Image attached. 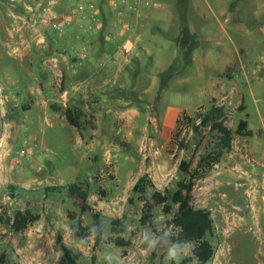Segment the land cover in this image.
Wrapping results in <instances>:
<instances>
[{"label": "rangeland", "instance_id": "374dc122", "mask_svg": "<svg viewBox=\"0 0 264 264\" xmlns=\"http://www.w3.org/2000/svg\"><path fill=\"white\" fill-rule=\"evenodd\" d=\"M15 1L3 0L0 3L1 24L6 27L7 21L10 22L11 30L8 31L20 42L12 44L7 36V28L0 29V86H5L8 77L20 78L28 70L55 73L57 80L53 77L49 86L56 91H47L45 95L59 101L53 102L47 111L61 118L66 107L61 105L59 95L66 87L65 74L71 68L70 65L75 63L70 57V50L79 46L75 43L79 35L78 28L74 26V17L76 6L82 0H42V4L31 6L33 12L28 9L27 12H21L20 4L17 3L19 0ZM98 2L100 7H107L104 0ZM105 18L101 20L103 32L107 31L108 20ZM53 21L65 23L62 35L50 28ZM23 23L29 24L30 28L21 27ZM101 27L96 30L97 39L101 38ZM21 34L24 38L32 36L34 39L28 45L22 44L19 41ZM169 35L160 33L155 36L158 43L153 46L150 59L142 57L134 60L129 49L123 45L115 47L112 58L118 57V63L127 68L120 81L124 83V88L118 89V92L112 91L110 94L117 96L99 108L95 97H91L87 108L82 111L73 107L82 114L78 131L85 137L83 150L74 151L70 148L71 142L66 137L70 136L71 125L65 120H55L53 126H58L57 131L50 128L52 124L46 121L40 125L37 115L25 116L24 111L31 106L20 108V105L18 108L9 102L8 107L1 108L0 103V264H66L59 242L66 244L73 254L80 255L79 264H178L182 256H188L189 246L172 250L166 243L165 238L171 229L166 230L160 238L148 226H140L142 205L139 195L132 194V186L144 174L153 184L165 187L171 194L177 182L185 178L178 171L180 161H191V168H194L200 156L214 149V133L205 131L200 136L192 130L193 123L198 122L196 116L210 105L188 113L181 112L183 108L191 109L192 86L196 82L195 78L189 76L190 81L184 83L186 77L181 75L183 70H176L177 66L183 65V61L179 59L175 62L176 71L172 70L173 74L165 75L157 71L159 60L165 58L173 47L169 43ZM100 47L98 52L102 50V44ZM25 52L31 54V60L23 61L24 66L15 58H20ZM19 82L21 85V78ZM67 96L62 100H66ZM31 110L33 113L44 112L35 107ZM242 111L243 106L240 105L239 110L235 109L237 113L234 112L226 122L232 131L239 117H243ZM177 113V118L182 113L188 114L192 122L184 121L177 125V118L173 120ZM19 115L23 116L22 120H17L16 116ZM10 133V143L6 141L4 144ZM1 139L4 141L1 142ZM26 139L28 145L24 149L22 165L16 167L12 157L21 150ZM32 142L43 149L37 157L30 152L29 145ZM179 142L186 146L184 150L179 149ZM73 183L87 186L88 202L101 215V235L92 227L89 214L80 215L82 224L89 227L91 232L81 242L69 231L67 218L68 211L78 213V210L63 192L48 191L50 187ZM25 210L38 219L26 230L14 232L9 227V219L16 212ZM154 218L155 229L164 231V222L168 217L157 208ZM110 220L122 223L123 232L120 236L128 241L127 247L120 249L106 244L109 238L116 236L111 231ZM97 239L101 243L94 245ZM222 243L221 236L217 235L213 240L215 249ZM248 249L245 246L243 250L245 257ZM170 252L174 255L170 256ZM239 257L233 254L232 264H250L241 262Z\"/></svg>", "mask_w": 264, "mask_h": 264}, {"label": "crops", "instance_id": "0c3cea01", "mask_svg": "<svg viewBox=\"0 0 264 264\" xmlns=\"http://www.w3.org/2000/svg\"><path fill=\"white\" fill-rule=\"evenodd\" d=\"M82 1L89 5L81 18L86 20L92 11H96L98 22L94 30L86 34L87 37L77 30L79 40L75 43L80 45L88 39L89 52L84 61L71 64L66 72V87L59 95L61 105L82 111L87 108L91 97L98 100V108L104 102L108 103L117 96L110 93L125 86L120 81L127 68L118 63V57L112 58L115 47L120 44L129 49L134 60L150 59L152 48L158 43L155 36L169 33V43L173 47L165 58L159 60L157 71L173 74L175 62L181 59L183 65L177 66L176 70H183L184 83L190 81L189 76L196 80L192 86L191 109L183 108L181 112L188 113L211 104L231 110L241 105L243 117L238 121H246L247 130L252 133L250 136L235 135L232 151L225 154L193 190L195 204L210 211L216 234L223 237L222 245L215 249L209 264H232L233 254L240 256L241 262L264 264V0H135L137 11L122 18L115 16L110 0H104L105 8L100 7L98 0ZM10 2L16 3L15 0ZM17 3L21 12H27V9L33 12L31 6L43 1L19 0ZM103 17L108 20L106 32L101 27ZM9 24L7 21L5 27L0 22V29L7 28L10 42L19 44L8 31L11 30ZM99 26L101 38L97 39L95 35ZM21 27L30 28L25 23ZM119 34H122L121 38ZM22 35L19 37L22 44L28 45L34 39ZM101 44L103 48L98 52ZM15 59L22 65L23 61L31 60V54L25 52ZM53 77L56 81L55 73L28 70L20 77L21 85L19 77H8L5 86H0L1 108L8 107L9 102L18 108L20 105V108H41L43 114L33 113L30 108L24 111V115H37L40 125L46 121L52 124L50 128L59 131L53 124L56 119L64 122V116L61 114L59 118L56 113L47 111L53 102L59 100L45 95L47 91H56L49 86ZM66 95L67 99L62 100ZM21 117L16 116L17 120H22ZM69 132L66 140L71 142L70 148L83 150L84 135L72 126ZM10 135L7 134L4 144L6 141L10 143ZM33 142L29 149L37 157L43 149ZM154 186L165 189L157 184ZM245 246L249 247L247 257L243 255Z\"/></svg>", "mask_w": 264, "mask_h": 264}, {"label": "trees", "instance_id": "16d2710c", "mask_svg": "<svg viewBox=\"0 0 264 264\" xmlns=\"http://www.w3.org/2000/svg\"><path fill=\"white\" fill-rule=\"evenodd\" d=\"M240 109V106L237 108ZM236 109V111H237ZM235 110H229L224 106L211 104L202 114H198L197 123H193L192 130L197 135H202L205 131L214 133V149L200 156L191 168V161L181 160L178 171L185 178L176 184V189L170 194L167 189L159 190L146 175L139 177L132 187V194L139 195L141 202L140 226H148L157 237H163L165 231L171 229L166 236V243L170 249L175 250L181 246H189L188 256H182L178 264H208L214 257L215 246L213 240L217 238L215 225L208 209L195 204L193 190L197 182L211 173L220 159L232 151V141L235 135L250 136L252 133L247 130L244 120L237 122L236 128L232 131L226 122L233 115ZM62 115L69 125L80 130V118L82 114L75 108L67 106L63 109ZM192 118L186 113H182L177 118V125L186 121L192 122ZM186 146L179 142V149L184 150ZM48 191L63 192L65 197L71 200L73 207L78 213L67 212L69 220V231L78 241H84L90 236V229L84 226L80 215L89 214L92 220V227L98 235H101L100 219L101 215L95 211L88 202V188L82 184H69L66 186H56L48 188ZM159 208L165 217L164 231H157L154 227V211ZM38 218L32 216L29 211L16 212L9 219V227L14 232H21ZM111 231L114 238H109L106 244H112L123 249L128 246V241L124 240L120 234L123 232V225L118 220H110ZM60 247L64 254L66 264H79L80 255L73 254L66 244L61 242ZM101 241L96 240L94 245H99ZM0 263L2 258L0 257ZM171 264H174L171 262Z\"/></svg>", "mask_w": 264, "mask_h": 264}, {"label": "built area", "instance_id": "2783aa9c", "mask_svg": "<svg viewBox=\"0 0 264 264\" xmlns=\"http://www.w3.org/2000/svg\"><path fill=\"white\" fill-rule=\"evenodd\" d=\"M88 5L89 3L80 1L76 6L75 17H74L76 20L75 25L78 28V31H81L84 34H88L92 32L98 22V14L96 11H92L89 14L88 19L86 20H83L81 18L84 12L86 11ZM110 7L114 12L115 16L122 18L125 15L134 14L137 11V2L135 0H110ZM66 23L69 24L68 22ZM50 28L58 35H62L65 32V23L63 24L53 21L50 23ZM121 37L122 34H119V38ZM129 41L132 42L131 37L129 38ZM118 48L122 52H125L124 49H122L120 46H118ZM70 51H71L70 57L73 62L78 63L84 61L87 58L89 52V40L86 39L78 47H72ZM27 145H28V139L23 141L21 150L17 151L13 155L12 161L14 166L19 167L22 165L24 149L27 147Z\"/></svg>", "mask_w": 264, "mask_h": 264}, {"label": "clouds", "instance_id": "9594fccd", "mask_svg": "<svg viewBox=\"0 0 264 264\" xmlns=\"http://www.w3.org/2000/svg\"><path fill=\"white\" fill-rule=\"evenodd\" d=\"M174 255V253L170 252V256Z\"/></svg>", "mask_w": 264, "mask_h": 264}]
</instances>
